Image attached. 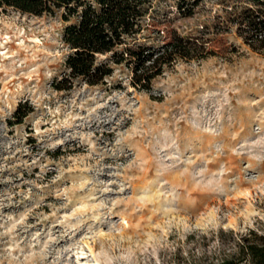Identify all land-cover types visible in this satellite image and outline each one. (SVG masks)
I'll return each mask as SVG.
<instances>
[{
	"label": "rangeland",
	"instance_id": "rangeland-1",
	"mask_svg": "<svg viewBox=\"0 0 264 264\" xmlns=\"http://www.w3.org/2000/svg\"><path fill=\"white\" fill-rule=\"evenodd\" d=\"M250 3L203 0L184 15L176 0H154L159 13L145 40L160 46L175 33L201 37L212 53L165 64L150 88L134 86L132 69L120 64L104 84L76 81L57 89L67 54L60 16L0 12V233H6L0 264H155L157 257L160 264H219L237 252L250 229L264 232V153L239 150L264 136V47L250 44L251 34L238 20ZM130 107L138 111L129 113ZM191 108L200 113L199 128L209 129L184 120L178 125V138L191 145L197 163L207 161L195 179L177 170L161 176L162 165L140 137L137 147L147 163L127 181L106 168L85 171L96 154L81 137L66 139L73 131L93 133L91 142L103 149V141L117 134L109 131L114 120L104 123L114 109L120 110L117 118L131 116L123 132L158 124L172 131L174 118ZM56 141L62 142L50 146ZM112 162L106 155L103 163ZM85 178L92 183L84 184ZM110 180L118 182L113 189L119 182L130 185L123 193H104L130 197L111 211L96 207ZM161 181L172 186L171 194L157 202L152 194ZM25 214L23 225L8 232ZM49 233L57 239L48 243L47 257L32 256Z\"/></svg>",
	"mask_w": 264,
	"mask_h": 264
},
{
	"label": "trees",
	"instance_id": "trees-1",
	"mask_svg": "<svg viewBox=\"0 0 264 264\" xmlns=\"http://www.w3.org/2000/svg\"><path fill=\"white\" fill-rule=\"evenodd\" d=\"M202 1L176 0V3L182 14L192 15ZM250 1L238 20L251 34L250 44L255 47L258 43L256 48H262L264 0ZM10 10L35 16L58 15L64 22L66 72L54 83L59 90L72 88L76 81L93 86L104 84L120 64L132 69L134 86L150 88L165 64L177 58H205L212 53L201 37L175 33L160 46L145 40L155 30L154 13H159L154 0H0V12ZM237 246V252L219 264H264V232L250 229Z\"/></svg>",
	"mask_w": 264,
	"mask_h": 264
},
{
	"label": "clouds",
	"instance_id": "clouds-1",
	"mask_svg": "<svg viewBox=\"0 0 264 264\" xmlns=\"http://www.w3.org/2000/svg\"><path fill=\"white\" fill-rule=\"evenodd\" d=\"M227 103V101H225ZM97 107H101V105H97ZM94 111V110H90ZM138 109L129 108L130 112H136ZM119 109H114L104 120V123H108L109 121H115V127L110 128L109 131H116V136L114 140L105 139L103 141L104 148L99 149L98 145L92 143L93 133H80L73 131L68 133L67 138H71L73 136L81 137L83 141L90 145V153H95V163L90 165L85 171H96L101 172L103 169H109L108 175L123 177V181H127L128 173H134L135 170L139 169L142 164L147 163V161L140 154V150L137 147V137H140L141 140H146V147L150 149L152 153L151 159L153 161H158L162 165V169L160 175L163 176L166 172L170 173L173 170L180 171L182 175L191 176L193 179L197 177H202L207 170V161L201 159V163L203 167H201L197 163V156L194 151H191V145L178 138V125L181 120H184L185 123L192 125L194 128L200 131H208L207 128H199L198 123L196 122V118L200 115V113L195 109L191 108L188 112L183 115H178L171 122L172 131H168L167 127L162 125H156L155 127L149 126L147 128H137L135 126L131 128H126L125 131L121 132L119 129L124 127L128 120L131 119V116L126 113H120L117 118V113H119ZM217 113H219V109H217ZM206 115V114H205ZM191 117V119H190ZM219 117L217 116V119ZM139 123V121H137ZM215 123V120L213 121ZM65 127H69L70 125L65 124ZM51 131V130H50ZM100 137H96V140H99ZM62 141H56L53 143L52 147L56 146V143H61ZM111 145V147H109ZM127 149V151H124ZM250 149H258L261 153H264V136H261L255 140H252L249 144L241 143L239 145V150L247 151ZM117 150L121 152V154L125 158V162H119L120 156L117 154ZM113 157V162L105 164L103 163L105 156ZM59 178V177H57ZM219 181H217L218 183ZM84 184L92 183L90 178H85L83 180ZM102 183V182H101ZM116 180H110L100 189L101 196L103 199L96 205L97 208H104L111 211L113 204H120L127 202L130 197H117L115 199L111 197H105L104 193H123L125 188L130 187L126 182H119L118 187L113 189L110 187L112 184H117ZM166 181H161V183L157 187V191L152 194L154 200L159 202V197L170 195L171 194V185L165 187ZM163 189V191H161ZM140 199H147V197L140 196ZM26 215L21 217L19 221H16L13 224L12 229H8V232H12L15 229L16 224L23 225L24 220L26 219ZM11 219V217H9ZM264 219V217H262ZM0 227H3L0 225ZM90 231V230H89ZM6 233H0V236L5 235ZM39 236V233L32 235V240H36ZM88 237L86 236L85 239ZM57 237L52 236L50 233L48 234V241L42 247L40 253H31L32 256L39 255L41 259L47 257V246L48 243L54 242ZM144 251L148 250L149 245L147 243L141 246ZM153 256L156 255L155 251L152 253ZM117 260L120 257H116ZM155 264H160V260L157 257Z\"/></svg>",
	"mask_w": 264,
	"mask_h": 264
}]
</instances>
